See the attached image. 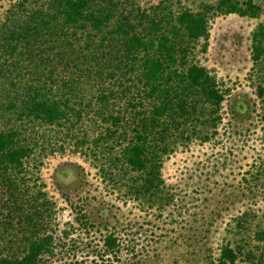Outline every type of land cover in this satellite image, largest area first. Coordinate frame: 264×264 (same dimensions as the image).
<instances>
[{"label": "trees", "instance_id": "16d2710c", "mask_svg": "<svg viewBox=\"0 0 264 264\" xmlns=\"http://www.w3.org/2000/svg\"><path fill=\"white\" fill-rule=\"evenodd\" d=\"M257 10L253 0H215L200 10L159 1L146 11L131 0L12 2L0 20V264H38L51 251L40 209L47 204L27 194L26 181L36 147L54 149L50 131L86 143L102 175L127 178L136 195L156 194L161 156L173 143L166 116L177 109L199 120L205 112L197 107L207 103L214 122L223 98L208 71L188 59L190 46L207 37L210 16ZM262 40L261 27L254 29L252 61L264 50ZM105 79L110 83L102 85ZM78 175L81 166L62 163L53 176L68 182ZM16 219L23 229L17 242L8 238ZM103 241L116 245L110 231ZM235 256L225 243L217 261Z\"/></svg>", "mask_w": 264, "mask_h": 264}, {"label": "rangeland", "instance_id": "374dc122", "mask_svg": "<svg viewBox=\"0 0 264 264\" xmlns=\"http://www.w3.org/2000/svg\"><path fill=\"white\" fill-rule=\"evenodd\" d=\"M14 1L0 0V20ZM131 1L146 11L159 1L200 10L215 0ZM253 1L256 15L214 14L207 37L190 46L188 59L208 71L223 98L214 122L207 103L197 107V114L205 112L199 120L177 109L166 116L173 143L161 156L156 194L136 195L127 178L102 175L88 145L64 130L49 132L53 150L36 147L26 163L27 194L47 204L40 209L51 235V251L38 264H221L225 243L236 255L226 264H264V50L250 58L251 33L259 27L264 48V0ZM190 125L196 130L181 137L179 129ZM62 163L81 166L83 175L55 181L54 168ZM19 222L12 221L8 237L15 242ZM109 231L112 247L103 241Z\"/></svg>", "mask_w": 264, "mask_h": 264}]
</instances>
